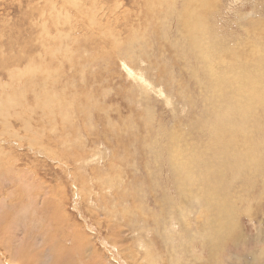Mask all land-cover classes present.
I'll list each match as a JSON object with an SVG mask.
<instances>
[{
	"label": "rangeland",
	"instance_id": "rangeland-1",
	"mask_svg": "<svg viewBox=\"0 0 264 264\" xmlns=\"http://www.w3.org/2000/svg\"><path fill=\"white\" fill-rule=\"evenodd\" d=\"M0 34V264H264V0H0Z\"/></svg>",
	"mask_w": 264,
	"mask_h": 264
},
{
	"label": "bare ground",
	"instance_id": "bare-ground-1",
	"mask_svg": "<svg viewBox=\"0 0 264 264\" xmlns=\"http://www.w3.org/2000/svg\"><path fill=\"white\" fill-rule=\"evenodd\" d=\"M96 5V4H95ZM94 5V6H95ZM192 6V5H191ZM96 7V6H95ZM100 7V6H99ZM189 8V7H188ZM195 10V9H194ZM198 11H199V9H198ZM204 11V10H203ZM208 13V12H207ZM189 15H190V17H195V12L194 11H190V10H188L187 11V16L189 17ZM32 16V15H31ZM206 16H207V14H205V16H204V18H206ZM189 17V18H190ZM209 18V17H208ZM205 20H207V19H205ZM204 19L202 20V19H198V17H195V27H197V26H199L200 24H203L204 22ZM45 25V24H44ZM1 35V34H0ZM26 36V35H25ZM30 36V35H29ZM7 42V41H6ZM219 42V41H218ZM225 42V41H224ZM30 43V42H29ZM226 47V46H225ZM205 49V48H204ZM215 51V50H214ZM30 52V51H29ZM207 52V51H206ZM213 52V51H212ZM232 52V51H231ZM239 54V53H238ZM16 56V55H15ZM209 56V55H208ZM214 54L212 55V64H214V62H213V60H214ZM33 57V56H32ZM204 57H205V54H204ZM217 57V56H216ZM209 60H210V56L209 57H207ZM221 58V57H220ZM207 60V59H206ZM227 60V59H226ZM210 62H211V60H210ZM227 62V61H226ZM224 64H225V62H224ZM215 65V64H214ZM219 65V64H218ZM260 66H261V63H260ZM2 69V68H1ZM213 70V69H212ZM214 71V70H213ZM212 71V72H213ZM13 72V71H12ZM217 72V71H216ZM215 72V73H216ZM257 73H258V71H257ZM264 73V72H263ZM216 77H218V75L216 76ZM226 77V76H225ZM255 77V76H254ZM260 77V76H259ZM219 78V77H218ZM221 79V78H220ZM254 79V78H253ZM255 79H256V77H255ZM263 79V78H262ZM217 82V81H216ZM263 83V82H262ZM3 84V83H2ZM7 84H8V82H7ZM10 84V83H9ZM219 84V83H218ZM1 85V84H0ZM219 86H221V83L219 84ZM11 87V86H10ZM240 87V86H239ZM264 89V88H263ZM249 92L252 94V99L253 98H256L257 97V93H256V91L252 88L251 90H249ZM11 95V94H10ZM6 98V97H5ZM14 98V97H13ZM259 98V97H258ZM260 99H261V97H260ZM7 100V99H6ZM48 100V99H47ZM258 106V105H257ZM4 107V106H3ZM11 107H13L12 105H11ZM49 107V106H48ZM10 110V109H9ZM246 110V109H245ZM2 114V113H1ZM227 115H229V114H227ZM220 117H218L220 120H221V115H219ZM224 117H225V114H224ZM222 120H223V116H222ZM14 121V120H13ZM240 127V126H239ZM28 128V127H27ZM31 128V127H30ZM12 129V128H11ZM222 130H224V127H223V129ZM221 130V131H222ZM225 131V130H224ZM234 132V131H233ZM223 133V132H222ZM230 133V132H229ZM236 133V132H235ZM240 133V132H239ZM242 133V132H241ZM219 135H220V132L218 133ZM224 134V133H223ZM222 134V135H223ZM231 134V133H230ZM233 134V133H232ZM231 134V135H232ZM237 134V133H236ZM222 135H220L221 137H222ZM225 135V134H224ZM233 136L234 137H236L234 134H233ZM220 139L221 138H219V141H220ZM224 139H226V138H224ZM223 137H222V141H220V142H223ZM231 139V138H230ZM233 139V138H232ZM231 139V140H232ZM226 141H227V139H226ZM232 141H235V139L234 140H232ZM229 143H230V141H229ZM228 143V141H227V144H229ZM223 145V144H222ZM225 145H226V142H225ZM222 151V150H221ZM221 153V152H220ZM222 154V153H221ZM222 156V155H221ZM33 184H34V182H32ZM31 186V185H30ZM42 186H43V184H42ZM38 187V186H37ZM35 188V187H34ZM43 197V196H42ZM39 198H41V196L39 197ZM37 202V201H36ZM36 204V203H35ZM37 206V205H36ZM35 206V207H36ZM39 206V205H38ZM8 207V206H7ZM32 207V206H31ZM30 208V207H29ZM30 212V211H29ZM36 212V211H35ZM31 214V213H30ZM1 215H2V213H1ZM0 215V216H1ZM8 215H9V213H8ZM35 219V218H34ZM27 220V219H26ZM1 223V222H0ZM26 223V222H25ZM27 223H29V222H27ZM15 225V224H14ZM26 225V224H25ZM14 228V227H13ZM15 230V229H14ZM37 236V235H36ZM57 238V237H56ZM55 238V239H56ZM32 239V238H31ZM36 239V238H35ZM65 240V239H64ZM56 243V242H55ZM55 255V254H54ZM27 256V255H26ZM56 256V255H55ZM15 261V260H14ZM21 261V260H20ZM19 261V262H20Z\"/></svg>",
	"mask_w": 264,
	"mask_h": 264
}]
</instances>
